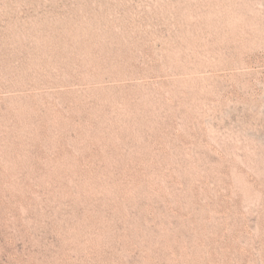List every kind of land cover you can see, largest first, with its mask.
Here are the masks:
<instances>
[{
  "label": "rangeland",
  "instance_id": "obj_1",
  "mask_svg": "<svg viewBox=\"0 0 264 264\" xmlns=\"http://www.w3.org/2000/svg\"><path fill=\"white\" fill-rule=\"evenodd\" d=\"M0 264H264V0H0Z\"/></svg>",
  "mask_w": 264,
  "mask_h": 264
}]
</instances>
